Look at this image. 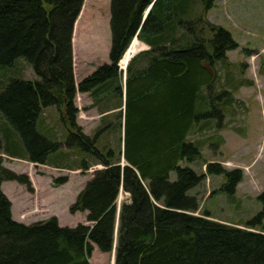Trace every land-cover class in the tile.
Here are the masks:
<instances>
[{
	"label": "trees",
	"instance_id": "16d2710c",
	"mask_svg": "<svg viewBox=\"0 0 264 264\" xmlns=\"http://www.w3.org/2000/svg\"><path fill=\"white\" fill-rule=\"evenodd\" d=\"M82 2L0 0V68L18 72L16 61L23 59L35 75L33 80L10 79L0 93L6 123L0 127V152L18 155L13 137L19 136L32 162L52 160L58 166L53 158L61 144L38 127L43 111L54 107L67 131L64 146L103 165L69 207L70 213L85 212L91 225L62 227L56 217L25 225L12 219L1 184L15 181L29 190V179L5 168L0 156V264H90L94 246L102 252L114 247V264H264V191L258 195L262 209L248 223L260 231L228 226L193 215L198 202L188 191L204 176L181 166L200 157L197 144L187 137L205 115L198 112L208 104L204 90L217 76L210 66L225 65L226 51L236 47L230 33L206 23L210 37L204 36L203 28L196 27L205 21L200 14L190 32L177 34L190 14V0H110L109 63L76 85L72 32ZM135 36L149 50L129 62L122 88L118 62ZM77 91L89 92L98 105L116 99V107H122L117 119L123 122V149L118 154L125 165L113 161L112 151L100 153L95 138L81 132ZM86 162L85 169L90 166ZM207 172L226 178L228 195L241 177L217 163L208 164ZM121 189L130 201L117 213Z\"/></svg>",
	"mask_w": 264,
	"mask_h": 264
},
{
	"label": "rangeland",
	"instance_id": "374dc122",
	"mask_svg": "<svg viewBox=\"0 0 264 264\" xmlns=\"http://www.w3.org/2000/svg\"><path fill=\"white\" fill-rule=\"evenodd\" d=\"M190 1L191 11L185 17V27L177 28V34L190 32L186 30L195 27L194 19L199 20L202 14L205 21L197 22L199 25L196 27L203 28L204 36L210 37L206 23L212 24L228 31L236 44L235 48L226 51L225 65L220 61L210 66V71L215 72L217 76L212 86L204 90L208 104L198 112L205 115L199 119L200 122L187 137V141L197 144L200 157L191 162L183 161L181 166L189 167L204 176L199 185L188 191V194L196 197L198 202V210L193 215L205 216L228 226L257 232L261 230L260 226L253 228L248 223L262 209L258 195L264 191V0H208L207 3L206 0ZM208 3L211 4L210 7H207ZM109 5L110 0L82 2L72 32V65L76 81L90 75L99 65L109 62L111 40ZM147 12L148 10L145 14ZM79 16L80 20H78ZM87 23H91L90 29L85 27ZM133 42L138 49L128 62L137 60L140 53L148 50L147 46L135 38L131 41ZM119 65L121 66L119 82L122 83L123 88L127 68L122 67V60ZM16 67L18 72L7 70L8 67L0 68V93L10 79L34 78L31 66L23 59L16 61ZM104 102L105 106L98 105L89 92L77 93L76 122L83 134L95 138V146L100 153L105 155L108 151H112L113 161L117 162L116 158H118L119 164L124 165L125 160L118 154L123 149V122L120 118L117 119L122 107H116V99H112L107 104L106 101ZM41 116L44 118H42L43 123L47 122V131L51 130L49 126L52 127L53 140L63 144L67 131L56 109L54 107L45 109ZM4 122L0 115V127L6 125ZM98 130L102 133L96 137ZM80 151L82 150L67 149L62 145L60 153L53 158V161L61 163L62 168L59 169L42 164L33 167L30 165L32 173L38 180L37 187L40 189L38 196L41 197V204L39 203L40 208L39 205L37 207L39 210L24 208L25 214L28 215L32 211L43 216L38 218L39 220L56 215L61 225L68 227H74L81 219L83 220L81 223L90 224L83 219L82 213L71 214L66 206L74 192L78 191L76 187L80 183L79 175L90 176L93 167L88 171L75 168L81 165L84 159L87 160L88 165L96 163L95 159L84 157L79 153ZM0 155L3 156L2 164L5 168L15 172H27L26 163L23 161L10 158L3 150ZM211 163L219 164L226 171H239L241 177L232 195H228L223 188L226 183L223 175L207 172V165ZM65 166L70 170L63 168ZM64 178H67L66 184L58 183V180ZM170 179L175 180L176 174L172 172ZM16 184L6 181L3 188L11 200L16 202L19 199L14 209L20 212L23 203L20 201L22 196L19 194L17 197ZM26 190L29 196H35L33 189ZM124 196L125 194L123 198ZM121 201L122 197L119 194L116 205L118 206ZM34 218L35 215H32L26 220L27 223ZM262 222L264 223V219ZM112 253V251L102 252L94 247L88 259L89 263L112 264Z\"/></svg>",
	"mask_w": 264,
	"mask_h": 264
},
{
	"label": "crops",
	"instance_id": "0c3cea01",
	"mask_svg": "<svg viewBox=\"0 0 264 264\" xmlns=\"http://www.w3.org/2000/svg\"><path fill=\"white\" fill-rule=\"evenodd\" d=\"M38 127H39V131H40V133L42 135H44L45 137L53 140V137H52V132L53 131H52V129L49 130V131H47L48 130V128H47V122L43 123V120L41 122L39 120ZM49 128H51V126H49ZM53 135H54V133H53ZM54 137L56 139V136L55 135H54ZM13 138H15V141H17L16 142L18 144L17 145V150H18V153L19 154L18 155L17 154L16 155L8 154V155H10V156H12L14 158H17V159L23 161L24 163H26L25 168L27 169V172L25 174H27L29 176L30 183L32 184L31 185V189L34 190L35 196H37L36 198L38 200L36 202L35 201V196H29L27 194V192H26L27 190H26V188L24 186L19 185V184H16L15 191H16L17 197H19V194H20L22 196V198H20V201H22V203H23L21 205V207H20V210L21 211L19 212V210H15L14 209V205L16 203H18L19 199H17L16 202H14L13 200H11V198L9 197V195L7 194V192L5 191V189L3 188L4 183L2 184V190H3L4 194L11 201V212H12V218H13V220L16 221V222H18V223H22V224H25V225H29V224H32V223L37 222V221L45 220V219H47L49 217H47L45 219H40L39 220L38 218H42L43 216L38 215L37 213L32 212V211L37 210V209L39 210L40 204H41L40 203L41 202V197L38 196L39 195V192H40V189L37 187V184H38L37 181L38 180H36L37 179L36 178V175L34 173H32V168H30V165H31V167H33V166H37L39 164H35V163H33V162L30 161V159L28 157V154H27V151H26V149L24 147V144H23L22 140L20 139V137L19 136H14ZM87 179H88V175H85V176H83L82 174L79 175V182L80 183H78L79 186L76 187V190H78V191L77 192L75 191L74 194L72 195V197L67 201V203H66L67 208L70 206V204H72L75 201L78 192L82 189V187L84 186V184L87 181ZM38 205H39V208H37ZM24 208L25 209H28V210L31 209L32 210L31 213L29 212L28 215L25 214V209ZM32 215H35V218L32 219V221L30 223H27L28 221H26V220L27 219H30L32 217ZM52 216H55L57 218V220H58L59 225L62 226L61 223L59 222L58 216H56V215H52ZM83 216H84L83 219H85V213H83ZM81 220L78 221V223H81L83 221V220L82 221Z\"/></svg>",
	"mask_w": 264,
	"mask_h": 264
},
{
	"label": "bare ground",
	"instance_id": "6f19581e",
	"mask_svg": "<svg viewBox=\"0 0 264 264\" xmlns=\"http://www.w3.org/2000/svg\"><path fill=\"white\" fill-rule=\"evenodd\" d=\"M148 14V12H147ZM145 14V15H147ZM138 47V46H137ZM135 46V43H131V45L127 48V50L125 51L124 55L122 56V67H125L126 64L128 63V61L132 58V56L134 55V53L136 52V50L138 49ZM140 49V48H139ZM120 64V62H119Z\"/></svg>",
	"mask_w": 264,
	"mask_h": 264
},
{
	"label": "water",
	"instance_id": "95a60500",
	"mask_svg": "<svg viewBox=\"0 0 264 264\" xmlns=\"http://www.w3.org/2000/svg\"><path fill=\"white\" fill-rule=\"evenodd\" d=\"M152 6V5H151ZM151 6H149V8L147 9L148 10V12L150 11V9H151ZM146 10V11H147ZM146 17V15L144 14V17L143 18H145Z\"/></svg>",
	"mask_w": 264,
	"mask_h": 264
}]
</instances>
